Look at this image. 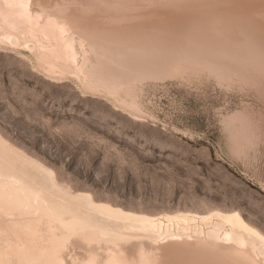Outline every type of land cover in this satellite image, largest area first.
I'll return each mask as SVG.
<instances>
[{
  "label": "rangeland",
  "instance_id": "rangeland-1",
  "mask_svg": "<svg viewBox=\"0 0 264 264\" xmlns=\"http://www.w3.org/2000/svg\"><path fill=\"white\" fill-rule=\"evenodd\" d=\"M86 3L108 16L73 33L75 63L81 44L122 58L112 92L0 46V143L67 199L153 215L235 210L264 235V2Z\"/></svg>",
  "mask_w": 264,
  "mask_h": 264
},
{
  "label": "bare ground",
  "instance_id": "bare-ground-1",
  "mask_svg": "<svg viewBox=\"0 0 264 264\" xmlns=\"http://www.w3.org/2000/svg\"><path fill=\"white\" fill-rule=\"evenodd\" d=\"M131 1L133 12L145 11L146 0ZM86 2L0 0V46L28 49L49 75L73 74L87 89L112 92L122 58L81 44L75 63L73 33L108 16ZM0 264H264V235L235 210L153 215L67 199L0 143Z\"/></svg>",
  "mask_w": 264,
  "mask_h": 264
}]
</instances>
